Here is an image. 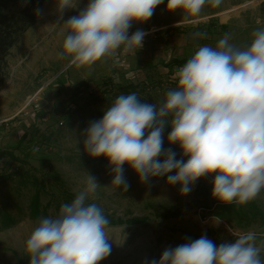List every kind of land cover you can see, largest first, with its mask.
<instances>
[{
	"label": "rangeland",
	"instance_id": "374dc122",
	"mask_svg": "<svg viewBox=\"0 0 264 264\" xmlns=\"http://www.w3.org/2000/svg\"><path fill=\"white\" fill-rule=\"evenodd\" d=\"M58 0H48L37 13L35 26L18 37L9 57L0 67V264H26V241L41 218L55 217L59 199L58 173L64 187L74 196L85 186L88 173L100 187L94 199L110 221L112 251L101 264H157L167 248L206 236L217 247L234 243L235 236L257 233L264 240V192L244 205L222 204L213 197L214 175L195 182L187 195L180 185H169L166 177L141 183L128 166L123 167L124 186L112 184L114 174L104 157L92 158L84 149L88 126L101 120L100 114L120 94V87L133 84L142 103L159 105L166 92L177 87L179 66L200 45L215 47L224 34L247 47L252 32L264 28V0H222L219 7L206 4L196 23L184 19L181 11L169 13L168 0L146 23H133L129 37L137 30L147 33L143 47L122 50L98 63L91 72L77 69L59 53L65 24L87 7L61 13ZM206 33L202 38L194 33ZM169 125L163 145H169ZM181 150V149H180ZM186 161V158H185ZM32 175L45 185L40 215L31 209L35 193ZM170 175H175V172ZM264 258V252H262Z\"/></svg>",
	"mask_w": 264,
	"mask_h": 264
},
{
	"label": "clouds",
	"instance_id": "9594fccd",
	"mask_svg": "<svg viewBox=\"0 0 264 264\" xmlns=\"http://www.w3.org/2000/svg\"><path fill=\"white\" fill-rule=\"evenodd\" d=\"M80 0H58L61 13ZM164 0H88L65 26L60 59L91 72L100 62L143 47L147 33L133 23H146ZM222 0H168L169 13L181 11L196 23L206 4ZM196 38L206 33L196 32ZM226 33L215 47L200 45L175 72L177 87L163 102L142 103L135 92L120 94L103 118L86 129L84 149L92 158L104 157L114 174L112 184L124 186L128 165L141 183L167 176L179 184L181 195L196 181L214 175L213 197L220 203L244 205L264 192V28L254 29L252 41L240 47ZM171 126L169 145H179L181 159L163 148V133ZM162 158V159H161ZM186 158V161H185ZM175 172V175H170ZM100 187L88 173L85 186L55 217L41 218L26 241L30 264H101L111 254L110 221L94 199ZM264 240L257 233L235 236L217 247L206 236L167 248L159 264H264ZM151 264H157L153 259Z\"/></svg>",
	"mask_w": 264,
	"mask_h": 264
},
{
	"label": "trees",
	"instance_id": "16d2710c",
	"mask_svg": "<svg viewBox=\"0 0 264 264\" xmlns=\"http://www.w3.org/2000/svg\"><path fill=\"white\" fill-rule=\"evenodd\" d=\"M48 0H0V67L6 62L10 55V51L15 47L18 37L32 29L36 24L37 13L42 9L45 2ZM264 8V6H263ZM264 13V10H263ZM185 61H174L170 66H183ZM123 94L136 92L137 89L133 84L120 87ZM104 114H100L103 118ZM169 128V126H168ZM165 151L168 146L163 145ZM176 159H181L183 153L180 149H174ZM4 156L0 154V158ZM162 159V158H161ZM54 179L59 184V199L64 203H71L75 196L68 191L58 173L54 172ZM166 177L167 176H163ZM35 188L34 196L32 197L31 209L35 218L40 215L41 196L45 190V185L38 179L37 176L29 177ZM219 202V201H218ZM26 264H30V259H25Z\"/></svg>",
	"mask_w": 264,
	"mask_h": 264
}]
</instances>
